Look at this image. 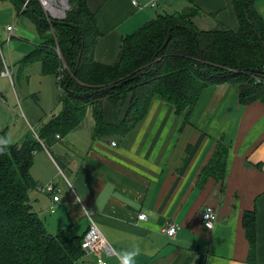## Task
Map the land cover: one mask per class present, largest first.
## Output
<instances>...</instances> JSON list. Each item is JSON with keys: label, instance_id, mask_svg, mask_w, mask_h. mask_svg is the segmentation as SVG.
<instances>
[{"label": "crops", "instance_id": "0c3cea01", "mask_svg": "<svg viewBox=\"0 0 264 264\" xmlns=\"http://www.w3.org/2000/svg\"><path fill=\"white\" fill-rule=\"evenodd\" d=\"M150 1L140 0L142 7L134 8L130 0H87L101 34L93 54L96 62L115 63L122 39L160 15L195 8L194 25L201 30L238 29L233 0H158L156 7ZM0 3L9 4L1 7L0 18L4 14L13 21L15 4L10 0ZM254 9L264 22V0H255ZM13 22L12 39L25 40V32L16 30L17 21ZM6 34L4 30L2 36ZM19 46L18 57L33 52ZM1 61L0 70L6 67L13 73L12 66L2 57ZM37 66L40 72V63ZM50 76L53 83L55 77ZM237 92L229 84L205 89L188 117L178 116L171 105L155 97L144 119L125 137L93 139L94 122L88 110L92 128L86 124L66 137L90 130L89 141L72 140L64 145V137L34 153L30 177L36 187L54 184L59 197L53 203L49 194L30 191L47 232L55 236L68 231L84 237L89 226L81 211L85 207L113 250L114 256L104 259L108 264H119L116 253L135 246L141 250L136 264H264V105L256 101L239 106ZM125 110L126 104L105 103L106 124L122 119ZM29 119L35 124L33 117ZM30 121H26L28 127ZM0 130H6L7 137V129ZM220 142L228 149L225 179L223 183L208 179L199 188L200 171ZM58 143L57 155H51L52 146ZM206 206L217 216L211 231L201 223ZM246 212L255 215L254 262L248 259L250 247L242 226ZM142 214L146 219L139 221ZM172 226L174 237L166 232ZM84 259L75 264H94L96 258Z\"/></svg>", "mask_w": 264, "mask_h": 264}, {"label": "trees", "instance_id": "16d2710c", "mask_svg": "<svg viewBox=\"0 0 264 264\" xmlns=\"http://www.w3.org/2000/svg\"><path fill=\"white\" fill-rule=\"evenodd\" d=\"M10 1L17 14L32 22L42 41L41 47L21 59L19 69L40 63V74L62 76L63 92L57 99L59 113L41 126L37 138L31 134L0 154V264L85 260L84 237L68 231L55 236L47 232L32 205L30 191L36 184L29 170L34 153L79 130L88 110L94 122L92 138L96 139L128 135L144 119L155 97L171 105L178 116L184 113L188 117L205 89L229 84L237 87L239 106L256 101L264 105V22L254 9L255 0L232 1L238 24L235 31L221 26L199 29L193 21L198 14L195 8L160 15L123 38L118 60L108 65L93 58L101 34L87 0H71L65 19L55 22L43 16L36 0L25 6L21 0ZM169 32V42L161 50ZM105 103L114 107L126 104L124 117L106 124ZM0 137H6V130H0ZM227 155V147L218 143L200 171L197 187L208 179L223 183ZM242 226L250 247L248 259L254 262L253 212L244 214Z\"/></svg>", "mask_w": 264, "mask_h": 264}, {"label": "rangeland", "instance_id": "374dc122", "mask_svg": "<svg viewBox=\"0 0 264 264\" xmlns=\"http://www.w3.org/2000/svg\"><path fill=\"white\" fill-rule=\"evenodd\" d=\"M70 1L71 0H58V4L60 5L61 2L64 6V9H66V14L70 12V9H68ZM8 5L9 4H5L3 6L5 8ZM3 6L0 3V10ZM1 15L2 17L0 18V63L2 62V57V59L7 61L9 66H12L13 73L11 84L7 77L4 78L3 76H1V73L5 72L4 68L1 67L0 95L2 96V99L0 100V129H7V138L11 140V144H17L21 142L22 139L31 134L34 135V137L36 138L39 132L38 127L41 124L48 123L51 120L52 115H56L59 113L60 107L58 106L57 99L62 93L60 94L57 89L56 78L53 79L52 83L51 76L40 74L37 63L28 66V68L25 67L24 71L23 69H19L21 66V59L23 58V56L18 57L19 51L21 50L19 49V44L24 47L27 46L28 48H32L33 51L34 49L42 46L41 40L39 39L34 25H31L30 20L26 16L18 15L17 17V14H15V19L13 21L17 22L16 24H14V27L16 28V30L20 28L22 32H25V40L11 39V42L8 45L6 44L8 35L6 34L2 36V34L5 30L6 25L10 24V22L12 23L13 21H8L6 17H3L4 14ZM20 18L21 21L19 20ZM16 33L17 31H15V34ZM168 36L170 39V32L168 33ZM42 108L46 112H42ZM25 113L29 114V117L31 116L33 117V119L36 120L35 124L30 121L29 117H27ZM85 117L87 123H84L83 126L86 124H89V127L90 125L92 126V117H90V112H88ZM26 121H30V127H28ZM91 128L92 127H90V129ZM89 131L88 133H86L83 130L81 131V133L71 134L62 141V144L66 145L72 140L80 141L81 139H84L89 141V139L91 138V133ZM58 145H61V143L52 146V149L50 151L51 155H57L56 150L60 148L58 147ZM89 259H92V257H89Z\"/></svg>", "mask_w": 264, "mask_h": 264}, {"label": "built area", "instance_id": "2783aa9c", "mask_svg": "<svg viewBox=\"0 0 264 264\" xmlns=\"http://www.w3.org/2000/svg\"><path fill=\"white\" fill-rule=\"evenodd\" d=\"M29 1L30 0H24V6L27 5ZM36 1L39 2L40 6L44 12V15L47 17L48 20H51V21L59 20V21H61V20H63V18L66 17V15H65L66 9H64V6L61 2H60V5L58 4V0H36ZM157 3H158V0H151L149 5L151 7H156ZM130 4L134 8L135 7L136 8L142 7L140 5V0H130ZM68 9H70V6L68 7ZM5 32L8 33V39L6 41V44H8V42L12 39L13 34H14L13 25L6 26ZM59 72H62V70H60ZM1 76H3L4 78L7 77L9 79V81L12 83V71L9 68L5 67V72H2ZM61 80H62L61 75L56 77L57 89H58L60 94L63 92V89L61 88ZM0 99H2L1 95H0ZM57 138H59V137L57 136ZM115 145H116L115 142L112 141L111 146H115ZM35 191L38 193H46V194L48 193L52 197L53 203L58 201V199H59L54 184L49 183L46 185H38L35 188ZM83 209H85L86 211H89L85 207H83ZM208 209H212V212L214 214V217H212L210 219V222L213 225L211 228L204 227V225L207 223V221L205 220L203 214ZM86 211H83V212H84V216L89 221V226H88L86 233L84 234L85 236H84V239L82 240V243H81V249L84 251L85 256H94L96 258L94 264H98V262L101 259H103L104 264H108L105 262L104 259H105V257L106 258L113 257L114 256L113 250L108 245L103 234L100 233L99 228L95 224L94 220H92V213H88ZM137 218L139 221L146 219L143 214L138 216ZM216 222H217V216H216V213L214 212V209L210 206H206L201 213V223H202L203 228L207 231H211V230H213V227L216 224ZM175 230H176L175 226H172L169 229H167L166 232H167L168 236L174 237V235L176 233ZM84 264H89V263L85 262Z\"/></svg>", "mask_w": 264, "mask_h": 264}, {"label": "clouds", "instance_id": "9594fccd", "mask_svg": "<svg viewBox=\"0 0 264 264\" xmlns=\"http://www.w3.org/2000/svg\"><path fill=\"white\" fill-rule=\"evenodd\" d=\"M11 144V140L7 137H0V154H4L8 149L9 145ZM81 211H86L85 209L81 208ZM91 213V211H86ZM207 223L204 225L206 228H211L213 225L210 222V219L214 217L212 209H208L203 214ZM141 254V250L138 246H135L131 249H127L121 252L116 253L117 259L119 264H136V258ZM98 264H104L103 259H101Z\"/></svg>", "mask_w": 264, "mask_h": 264}, {"label": "water", "instance_id": "95a60500", "mask_svg": "<svg viewBox=\"0 0 264 264\" xmlns=\"http://www.w3.org/2000/svg\"><path fill=\"white\" fill-rule=\"evenodd\" d=\"M23 3H24V0H21ZM52 22H55V21H52ZM168 39H169V36H167V38H166V42H165V44L163 45V47H162V49H164L165 48V46H166V44H167V42H168ZM108 90L109 89H102L101 90V92H108Z\"/></svg>", "mask_w": 264, "mask_h": 264}]
</instances>
